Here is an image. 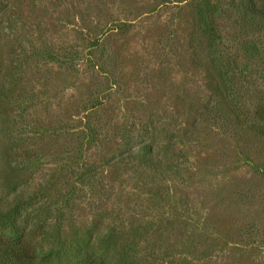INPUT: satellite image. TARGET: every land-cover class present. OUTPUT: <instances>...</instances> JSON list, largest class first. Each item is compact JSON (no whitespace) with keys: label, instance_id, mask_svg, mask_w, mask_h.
Wrapping results in <instances>:
<instances>
[{"label":"rangeland","instance_id":"374dc122","mask_svg":"<svg viewBox=\"0 0 264 264\" xmlns=\"http://www.w3.org/2000/svg\"><path fill=\"white\" fill-rule=\"evenodd\" d=\"M230 1L0 0L11 262L264 264L260 58L238 108L205 110L222 97L201 27L228 62Z\"/></svg>","mask_w":264,"mask_h":264},{"label":"trees","instance_id":"16d2710c","mask_svg":"<svg viewBox=\"0 0 264 264\" xmlns=\"http://www.w3.org/2000/svg\"><path fill=\"white\" fill-rule=\"evenodd\" d=\"M215 11L216 9L213 8L208 14L211 16V13H215ZM226 12H231L230 15H234L232 25L235 35L232 36V40H229V42L236 45L234 54H231L232 56L228 55V62L224 63V57L221 52L217 50V42L210 35L212 32L211 26L206 23L205 19H203L201 27V35L204 36V40H201V43L204 44L202 47L210 54L209 65L212 73L210 74V72H208V75L211 77L210 82H212L210 85L216 92H214V97H216V94L222 97L218 101L215 100L211 107H205L207 114L220 112V106L230 107L232 109L240 106L242 96L240 99L239 96L240 92H243L245 85L239 87V78H241L240 76L242 75H246L248 71H253L249 70V65L245 63L246 59L249 60L255 57L260 58V64L263 65V67L260 72L256 71L255 74L261 75L264 79V0H231ZM239 36H241L242 39L237 41ZM255 37L256 39H254ZM244 57L246 58L243 63L242 58ZM232 69L238 70V76L233 74ZM216 79L221 81L224 90L216 85ZM255 115L258 121L261 123L263 122L261 125H264V116ZM27 253L28 251L25 250L18 255L17 258L27 257ZM0 264L16 263L10 261L7 252L3 249L0 250Z\"/></svg>","mask_w":264,"mask_h":264}]
</instances>
